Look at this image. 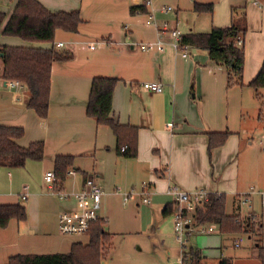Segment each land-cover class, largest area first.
<instances>
[{
  "label": "crops",
  "instance_id": "1",
  "mask_svg": "<svg viewBox=\"0 0 264 264\" xmlns=\"http://www.w3.org/2000/svg\"><path fill=\"white\" fill-rule=\"evenodd\" d=\"M0 1L4 2L0 12L6 14L0 27L2 33L17 0ZM37 1L50 11L78 10L82 21L76 32L56 29L52 42H28L16 37L0 42V46L55 47L71 53L69 59L52 63L45 118H39L26 105L29 92L22 83L8 87V80L1 77L0 53V83L13 92L2 99L9 118L0 120V124L24 129L17 140L21 146L33 141L44 144L40 161L27 160L21 168L0 167V204L20 203L26 207L24 221L10 219L5 227H0V264H6L15 254L65 253L72 242L87 243L88 237L85 241L80 235H63L58 230L59 213L78 210L80 204L61 200L48 191L43 176L53 170L57 155L74 157L73 174H66L61 190L79 191L88 178L102 188L98 213L104 220V229L112 234V248L115 233L107 228L111 203L147 205L159 221L165 205L173 203L172 196L166 193L171 185L188 192L203 189L223 194L228 215L243 218L252 213L261 222L259 243L264 246V124L254 90L247 86L264 59V0L194 1L212 3L213 10L211 14L193 10L196 16L189 32H207L233 21L245 26L243 85L233 87L227 86L225 66L209 59L205 49L190 45L188 56L182 58L173 49L168 33L161 35L162 50H141L137 42L155 43L160 39L156 25L147 23L150 9L144 0ZM151 1L157 23L165 14L159 6L174 1L175 6H167L173 8L168 13L177 22L179 0ZM132 6L142 9L132 12ZM233 7L238 8L234 20ZM102 39L112 45L96 43ZM59 42L62 46H57ZM96 76L117 79L110 117L137 127L134 158L119 156L111 129L86 115L90 83ZM145 81L162 83V91L144 89L140 83ZM244 87L249 90H241ZM216 131L229 134L222 145L209 151L207 133ZM143 184L149 191L148 203L140 195ZM129 192L132 195L124 202L123 196ZM245 194L248 204L241 203ZM127 229L123 227L116 234ZM150 231L156 234L154 226ZM197 233L195 226L187 236ZM218 233L222 236L216 246L219 256L208 258L201 249H194L200 252L198 264H219L222 258L229 264H259L253 237L222 234L216 225L215 231L208 234ZM243 238L249 241L246 246ZM239 248L242 250L234 251ZM226 249L233 251L225 254ZM111 256L110 251L104 264ZM178 264H182V256L178 257Z\"/></svg>",
  "mask_w": 264,
  "mask_h": 264
},
{
  "label": "trees",
  "instance_id": "2",
  "mask_svg": "<svg viewBox=\"0 0 264 264\" xmlns=\"http://www.w3.org/2000/svg\"><path fill=\"white\" fill-rule=\"evenodd\" d=\"M142 6H132L130 11L140 10ZM238 8H232V18ZM196 13L211 14L212 3H194ZM6 14L0 12V26ZM78 10L68 12L50 11L37 0H17L12 13L7 17L2 34L18 37L28 42H52L56 29L76 32L81 22ZM245 26L233 21L222 27H212L207 32H187L181 41L203 48L209 59L226 68L227 86L243 85L244 49L237 43L243 38ZM2 71L1 77L8 81L22 83L29 92L26 105L33 109L39 118L48 113L50 69L55 61H63L71 57L68 51H60L55 47L41 48L30 46H0ZM116 78L96 76L90 83L86 104V115L95 119L98 125L108 126L116 141V153L126 158H134L137 153V127L121 124L110 117L111 100ZM254 90L256 98L264 89V59L257 74L247 83ZM24 134L19 126L0 124V167L21 168L27 160L40 161L43 157L44 144L33 141L28 146H21L17 140ZM229 132H208V150L222 145ZM123 149V150H121ZM72 155H57L53 160L55 173L54 186L60 189L65 181L67 171L73 168ZM208 200L195 207L191 216L193 225L212 223L222 234L236 235L246 233L254 238L259 264H264V246L261 240V222L253 221V217H238L225 212V196L209 193ZM175 204L165 205L162 215H172ZM10 219L24 221L26 207L23 204H0V227H5ZM87 243L72 242L65 253L15 254L8 258L6 264H104L109 256L112 234L104 229V220L97 219L90 223L87 232ZM185 259L187 261H185ZM201 259L199 250L189 249L182 254V264H198ZM219 264H229L222 258Z\"/></svg>",
  "mask_w": 264,
  "mask_h": 264
},
{
  "label": "rangeland",
  "instance_id": "3",
  "mask_svg": "<svg viewBox=\"0 0 264 264\" xmlns=\"http://www.w3.org/2000/svg\"><path fill=\"white\" fill-rule=\"evenodd\" d=\"M194 1L195 0H179L177 22L171 13L163 14L158 21H168L169 26L172 27L176 25L177 29L182 33L189 32L188 29L192 27L193 18L196 16L193 11ZM3 3V1H0V7H4ZM174 3V1H170L167 2L166 5L175 6ZM8 37L13 36L4 35L0 31V42ZM16 39H18V37H16ZM18 40H20V38ZM59 50L65 51L62 49ZM8 87L0 83V120L9 118V115L6 113L7 108H3L1 105L3 98H7L9 94H13ZM241 90H249V88L244 87ZM257 103L260 108V118L264 124V89L260 90V97L257 98ZM257 116L259 115L256 114V119ZM256 119L254 118V120ZM16 121L19 122L18 119ZM252 122L254 123V121ZM254 137L256 136L254 135ZM129 204H133V206ZM261 205L264 207V201L261 202ZM250 215V217H253V221H257V218L254 217L252 213H250ZM243 216L245 217L248 215L245 214ZM151 226L155 227L156 234L150 231ZM123 227L129 229L125 230L123 233L116 234V232H119ZM107 228L109 231L115 233L113 236V248L112 244L109 246L112 256L108 264H178V257L187 253L190 247H193L192 249H201L206 253L208 258L214 259L219 256V250L216 248L222 237L219 233L210 235L197 233L190 236L183 234L182 240H179L173 229L172 215L162 216L160 220L157 221V219L153 218L148 206L141 203L135 205L134 202H129L124 206L121 201H113L109 210V224ZM86 235H80L78 237L86 241ZM236 235L243 236L246 235V233ZM245 240L244 246L249 243L247 239ZM182 242L185 244L184 247H182ZM242 248L234 251H240ZM231 251L233 250L226 249L224 253L227 254ZM185 263L184 261V264Z\"/></svg>",
  "mask_w": 264,
  "mask_h": 264
},
{
  "label": "built area",
  "instance_id": "4",
  "mask_svg": "<svg viewBox=\"0 0 264 264\" xmlns=\"http://www.w3.org/2000/svg\"><path fill=\"white\" fill-rule=\"evenodd\" d=\"M144 5L150 9L146 15L147 23L156 25V30L160 39L157 40L155 43L137 42L136 45L141 50L150 49L152 47H155L157 50H162L163 43L161 41V35L164 33H168L172 40L171 45L173 49L178 54H180L182 58H186L188 56L190 44L181 41L183 33L179 29H177L176 25L172 27L169 26L168 21H161L160 23H157L154 14V9L152 8L153 6L151 0H144ZM159 10L163 13H168L170 11H173V8L171 6L162 5L159 7ZM96 43H102L107 46L112 45V42L105 39L99 40ZM237 43L239 45H242V39L240 37L238 38ZM94 45H91V48H93ZM57 46H62V43H57ZM140 84L144 89L155 93H159L163 89L162 83L156 81H145L141 82ZM18 85V81H8L9 87H14ZM67 174H73L72 169L68 170ZM43 178L44 181L48 184V191L50 193L54 194L61 200H75L80 204L78 210H63L59 213V232L63 235H86L89 230L90 223L97 219H100L98 211L101 207V198L103 196L102 188L94 181L93 178H88L85 180L84 186L81 188V190L67 193L61 189L55 188V173L53 170L45 172ZM148 193L149 191L147 189V185L143 184L140 195H144L142 197V201L144 203L149 202V198L147 196ZM166 193L171 195L173 198V203L175 204V210L172 213L173 229L177 238L179 240H182V235H187L188 232L194 227L191 212H193L195 207H199L203 203H205L208 200L210 194L208 191H205L203 189H198L191 192L184 191L176 185L169 186L166 190ZM131 195V192L124 194L123 201L126 202ZM22 198L24 199L25 196L23 195ZM241 203H249V198L247 197V194L242 196ZM196 229L197 232L202 234L212 233L215 231V224L207 223L199 225L196 226ZM184 246L185 244L182 242V247Z\"/></svg>",
  "mask_w": 264,
  "mask_h": 264
}]
</instances>
